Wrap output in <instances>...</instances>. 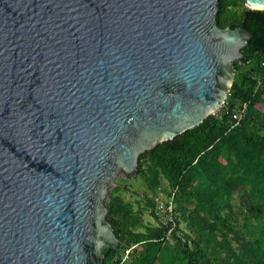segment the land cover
<instances>
[{"label":"water","instance_id":"1","mask_svg":"<svg viewBox=\"0 0 264 264\" xmlns=\"http://www.w3.org/2000/svg\"><path fill=\"white\" fill-rule=\"evenodd\" d=\"M217 0H0V264H101L138 157L224 103L264 17ZM264 10V0H243Z\"/></svg>","mask_w":264,"mask_h":264},{"label":"trees","instance_id":"2","mask_svg":"<svg viewBox=\"0 0 264 264\" xmlns=\"http://www.w3.org/2000/svg\"><path fill=\"white\" fill-rule=\"evenodd\" d=\"M216 8L219 29L264 17L243 0H217ZM233 66L228 94L214 114L138 157L144 206L133 210L117 195L118 186L111 189L107 220L120 243L101 264H264V47ZM243 107L244 115L233 119ZM170 190L171 243L151 199ZM142 210L153 225L142 223Z\"/></svg>","mask_w":264,"mask_h":264},{"label":"rangeland","instance_id":"3","mask_svg":"<svg viewBox=\"0 0 264 264\" xmlns=\"http://www.w3.org/2000/svg\"><path fill=\"white\" fill-rule=\"evenodd\" d=\"M164 185V183H161ZM118 186L119 191L117 193L123 201L129 202L133 206V210H136L137 204L139 206H144V194L146 192L145 186L142 179L139 176H136V173L132 177L120 176L116 180V184L112 186ZM111 188V189H112ZM141 221L144 224L153 225V220L149 216V211L142 210L140 211Z\"/></svg>","mask_w":264,"mask_h":264},{"label":"built area","instance_id":"4","mask_svg":"<svg viewBox=\"0 0 264 264\" xmlns=\"http://www.w3.org/2000/svg\"><path fill=\"white\" fill-rule=\"evenodd\" d=\"M243 115L244 107L241 108L238 112H236L232 116V118L238 121ZM173 194L174 190H170L167 193L158 191L157 195L151 198L154 205V214L159 217L163 225L167 226L165 232V239L168 240L170 243L173 240V232L175 228L172 216ZM174 237H178V234L174 233ZM126 253L127 251L125 252V254Z\"/></svg>","mask_w":264,"mask_h":264}]
</instances>
